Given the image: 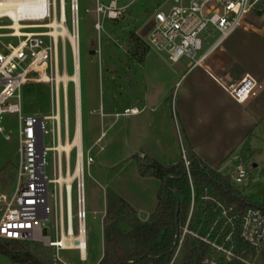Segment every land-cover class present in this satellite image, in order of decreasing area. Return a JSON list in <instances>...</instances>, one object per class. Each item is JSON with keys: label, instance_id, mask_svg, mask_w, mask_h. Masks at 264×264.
<instances>
[{"label": "rangeland", "instance_id": "rangeland-1", "mask_svg": "<svg viewBox=\"0 0 264 264\" xmlns=\"http://www.w3.org/2000/svg\"><path fill=\"white\" fill-rule=\"evenodd\" d=\"M77 1L79 6L83 180L85 207L88 210L84 222L89 259L82 262L79 256L80 250L77 248L66 249L51 246L43 241L22 243L26 250L32 252L37 258L51 260L53 263L61 261L64 264H69V262L95 264L102 254L103 230L100 217L89 212L90 206L97 204L102 187H104L129 202L142 219L155 210L160 179L141 175L139 165L148 167L154 160L163 165H171L173 160H184V155L187 157L190 143L176 114L174 102L177 90H174L173 83L181 75V71H178V68H183L181 63L186 58L189 60L197 58L208 44L214 41L218 33L215 32L213 36L208 37L206 39L208 42L204 41L202 49L196 53L194 58L182 57L180 62L172 63L164 53L150 48L146 59L137 62L134 58L136 37L141 40L146 38L150 31V18L164 0H137L118 18H104L101 31L94 27L98 19L95 11L97 0ZM71 2L72 0H66L64 25L70 33H73ZM109 2L105 1V3ZM128 2L129 0H119L117 6L121 7ZM51 21L33 22L40 26H34L28 30L48 34L54 30L51 26H47L51 24ZM11 23L6 17L0 19V25ZM8 30L0 29V32ZM45 39L51 41L53 38L47 35ZM8 40V38L0 37L2 42ZM13 41L16 43L17 39ZM1 47L2 43H0ZM58 66L59 72L57 73L61 76L64 73L69 76L74 73L73 48L68 38L64 40L62 37L58 38ZM47 73L51 79L49 83L30 82L22 86L23 114L53 115L56 113L55 67L49 64ZM33 77L38 76L33 75ZM58 85L61 143H66L73 139L76 131L75 85L69 79L61 80ZM148 93H154L158 100H163L156 111L148 107L140 115L124 114L127 106L132 107L139 104V100H142ZM47 122L48 128L52 127L51 121ZM1 126L3 131H0V169L3 170L0 172V193L11 195L16 180L13 166L18 163L17 114L5 113ZM66 126L68 127L67 134L65 133ZM53 127L54 130H51L45 138V145L50 147H55L58 143L55 139V124ZM6 134L10 136L8 139L5 137ZM244 144L246 143H243L235 154L241 153ZM77 152L75 146L69 154L64 151L61 153L56 150L48 151L45 157L47 177L50 180L55 179L59 171L65 176L72 173L76 166ZM59 155L61 167L59 166ZM89 156L93 158L91 163L87 162ZM234 160L228 166L229 170L226 168L222 172L233 173ZM254 163L257 165L253 166ZM244 165L251 178L236 185L244 196L252 200H263L264 177L259 174V171L264 167V151H258ZM70 184L71 207L67 183L62 186L54 182L48 183L49 218L45 222L43 235L52 240H58L62 232L67 233L70 223L74 234L79 233L78 179H73ZM205 191H207L206 187H202L195 195L197 209L205 206L203 200ZM60 239L62 243V238ZM191 240L192 237L185 239L171 264L182 263L185 242ZM4 241L0 239L1 244ZM7 248L13 250L11 245ZM0 264L18 263H13L9 256L0 252ZM257 264H264V247Z\"/></svg>", "mask_w": 264, "mask_h": 264}, {"label": "built area", "instance_id": "built-area-1", "mask_svg": "<svg viewBox=\"0 0 264 264\" xmlns=\"http://www.w3.org/2000/svg\"><path fill=\"white\" fill-rule=\"evenodd\" d=\"M2 1V0H0ZM29 1V0H12ZM105 1H110L105 3ZM119 0H97L95 9L98 19L94 27L103 29L104 18L116 19L123 11L137 0H129L121 7ZM66 4L62 0H47L44 9L35 12L16 10V17L22 23L21 32L17 34L10 25H0V37L8 38L2 42L0 48V131L2 118L5 113L18 116V155L19 161L16 172L14 191L11 195L0 194V239L18 241H43L52 245V239L43 235L45 222L49 218L48 183L51 180L46 175V154L50 146L45 145V138L54 130L56 141L62 142L60 99L58 83L54 101L56 113L53 115L23 114L21 89L27 83L37 82L31 77L33 69L41 66L47 73L49 64L59 72L58 41L54 38L45 39L47 32L30 31L33 22L62 19ZM73 26L77 25L79 39L78 4L71 2ZM251 11H264V0H164L150 18V31L142 41L159 53H164L167 59L178 62L182 57L194 58L202 49L204 41L215 32L217 38L211 44L214 48L220 44L233 30L246 26V16ZM76 14V16H75ZM8 18L12 23L14 16L8 11H2L0 19ZM102 17V19H101ZM73 33H75L73 31ZM204 33V36L202 34ZM13 39H17L14 43ZM64 40V38H63ZM208 50L194 59V63L202 65ZM55 73V75H56ZM257 81L250 75H245L234 86L227 88L228 93L238 102L243 103L256 94ZM128 113H139L138 107L125 110ZM56 115L58 116L56 118ZM51 121L52 127L48 128ZM67 125V123H66ZM76 125V122H75ZM66 126L65 133L68 132ZM67 136V135H66ZM9 138V134L5 135ZM83 157V156H82ZM237 158V157H236ZM235 158V159H236ZM59 155V166H61ZM92 157H87L91 163ZM187 174L191 184V202L185 224L181 228L177 251L187 237L204 243L211 255L204 259L205 264H219L220 262H241L243 264H257L264 247V209L259 206H248L244 212H236L233 207L226 206L209 194L208 189L203 196L205 206H201L202 214L198 223L193 226L196 218V194L188 170V160L184 155ZM249 178L244 164L234 167L232 179L235 184L242 183ZM78 179L79 219L85 220L86 212L81 215L80 205L85 209L83 184ZM45 189H47V206L45 205ZM82 190V197H81ZM48 214V218H41ZM71 224V223H70ZM47 238V239H46ZM61 247V246H58Z\"/></svg>", "mask_w": 264, "mask_h": 264}, {"label": "crops", "instance_id": "crops-1", "mask_svg": "<svg viewBox=\"0 0 264 264\" xmlns=\"http://www.w3.org/2000/svg\"><path fill=\"white\" fill-rule=\"evenodd\" d=\"M212 43L203 51L208 50V53L202 65L188 58L181 63L183 68H178L181 75L173 83L174 90H177L174 104L193 151L210 166L225 171L226 168L229 170L228 166L238 156L235 151L243 143L251 149L253 156L258 151H264V11L247 14L245 28L233 30L220 44L209 49ZM247 74L259 86L254 96L240 103L228 93L227 88ZM139 101L132 107L127 106L124 114L140 115L148 107L156 111L163 100H158L154 93H148ZM137 106L141 109L139 113L125 111ZM176 162L173 160L171 164ZM17 166L18 163L13 166L15 172ZM107 191L102 187L97 204L89 208L91 214L100 217L103 230L102 254L95 264L104 252ZM85 212L88 213L86 207ZM148 217L146 215L144 219ZM79 256L82 262L89 259L87 243L85 252L80 250Z\"/></svg>", "mask_w": 264, "mask_h": 264}, {"label": "trees", "instance_id": "trees-1", "mask_svg": "<svg viewBox=\"0 0 264 264\" xmlns=\"http://www.w3.org/2000/svg\"><path fill=\"white\" fill-rule=\"evenodd\" d=\"M147 46L136 37L134 58L142 62L148 52ZM253 152L244 144L241 153L234 160V166L246 164ZM187 160L188 170L193 182L195 194L206 187L209 194L233 207L236 212H244L250 206L264 209L263 200H252L244 196L233 182L232 173H224L210 166L200 158L190 146ZM143 176L160 179L155 210L147 219L138 216L136 210L124 198L114 191H107V214L104 218V252L98 264H171L174 251L179 242L182 226L185 224L191 202V184L185 161L180 159L174 164L163 165L153 161L148 167L139 165ZM259 174L264 177V167ZM251 178V176L249 177ZM201 207L196 211L193 226L200 220ZM190 237H187V240ZM5 240V239H2ZM23 241L8 239L0 243V252L9 256L18 264H64L37 258L26 250ZM13 246V250L8 246ZM185 253L181 264H205L206 256L211 255L208 247L192 238L185 242ZM219 264H243L223 261Z\"/></svg>", "mask_w": 264, "mask_h": 264}, {"label": "bare ground", "instance_id": "bare-ground-1", "mask_svg": "<svg viewBox=\"0 0 264 264\" xmlns=\"http://www.w3.org/2000/svg\"><path fill=\"white\" fill-rule=\"evenodd\" d=\"M74 2L78 4L77 0ZM62 3L66 4V0H62ZM47 5V0H29V1H12V0H2L0 1V14L2 11H8L11 15L14 16V22L11 23V28L15 30L17 34L21 32L20 27L22 23L18 21L16 10L25 11V12H35L40 9H44ZM79 10V6H78ZM78 13V12H77ZM76 16V14H75ZM66 20V9L64 10L63 18L60 20H52L51 24L47 26H51L54 30L49 32L48 35H51L54 38V41H58L59 37L68 38L70 44L73 48V56H74V73L72 75H66L64 73L63 76L56 73L55 82L59 83L61 80H71L75 85V101H76V131L73 139L71 141H66V143H59L55 147H51L50 150H56L58 153L64 151L69 154L71 149L75 146L77 147V160L76 166L72 173H68V175H63L61 171L56 176L55 179H51V182L58 183L62 186L64 183H67L68 186V199L71 207V181L73 179L79 178V182L83 184L84 191V180H83V150H82V136H81V116H80V60H79V39L77 37V32L70 33L66 26L64 25V21ZM31 26H40L38 24ZM46 26V25H45ZM76 27V25H75ZM79 30V29H78ZM79 33V32H78ZM47 34V33H46ZM31 73V77L33 75H37L35 77L37 82L49 83L51 81L50 76L46 73L41 66H36ZM135 108V107H134ZM58 116L56 115V118ZM69 157V155H67ZM61 167V166H60ZM85 197V196H84ZM85 210V209H84ZM72 212V211H71ZM85 220L81 219L79 233L74 234L72 224L69 225V230L67 233L62 232L60 238L58 240H52V245L61 246L66 249H74L78 248L83 253L86 250V229H85ZM68 241V243H67Z\"/></svg>", "mask_w": 264, "mask_h": 264}, {"label": "water", "instance_id": "water-1", "mask_svg": "<svg viewBox=\"0 0 264 264\" xmlns=\"http://www.w3.org/2000/svg\"><path fill=\"white\" fill-rule=\"evenodd\" d=\"M73 31L74 32L75 31L77 32V25H76V27H75V25L73 26ZM253 166H256V164L254 163ZM44 197H45V205L47 206V189H45ZM81 197H82V190H81ZM82 199H83V197H82ZM80 211H81V215H82L83 212H84V206H83V204L80 205ZM41 218L47 219L48 218V214L45 213V215L42 216Z\"/></svg>", "mask_w": 264, "mask_h": 264}]
</instances>
